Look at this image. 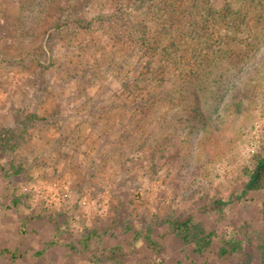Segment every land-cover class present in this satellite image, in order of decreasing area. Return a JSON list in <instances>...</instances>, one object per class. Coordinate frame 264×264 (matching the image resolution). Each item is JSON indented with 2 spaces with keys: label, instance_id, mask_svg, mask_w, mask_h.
Wrapping results in <instances>:
<instances>
[{
  "label": "rangeland",
  "instance_id": "1",
  "mask_svg": "<svg viewBox=\"0 0 264 264\" xmlns=\"http://www.w3.org/2000/svg\"><path fill=\"white\" fill-rule=\"evenodd\" d=\"M50 3L0 0V131L18 135L0 144V264H264V189L244 191L264 145V40L243 35L256 52L205 112L223 117L219 144L199 151L190 135V158H147L121 95L137 58L102 32L59 29ZM171 216H191L210 246L174 235Z\"/></svg>",
  "mask_w": 264,
  "mask_h": 264
},
{
  "label": "trees",
  "instance_id": "2",
  "mask_svg": "<svg viewBox=\"0 0 264 264\" xmlns=\"http://www.w3.org/2000/svg\"><path fill=\"white\" fill-rule=\"evenodd\" d=\"M51 1L59 7V29L73 24L87 33L102 32L119 44L124 56L137 58L136 65L129 63L132 75L122 81L121 95L135 108L136 126H144L142 142L133 126L127 134L147 158L157 152L175 159L189 153L190 158V135L198 136L199 151L219 144L223 117H206L205 112L214 103L218 106L223 87L239 79L246 58L256 52L243 35L264 40V0H241L239 7L238 0H224L223 9L213 0H49L45 10H54ZM240 101L230 97L227 111L237 114ZM151 129L160 131L153 139ZM17 137L13 130L0 131V144ZM245 175V192L264 189V145L250 156ZM165 223L196 251L212 242L210 234L200 236L191 216H171Z\"/></svg>",
  "mask_w": 264,
  "mask_h": 264
}]
</instances>
